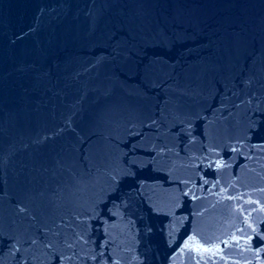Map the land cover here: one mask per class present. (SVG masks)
I'll return each instance as SVG.
<instances>
[{
	"label": "water",
	"instance_id": "95a60500",
	"mask_svg": "<svg viewBox=\"0 0 264 264\" xmlns=\"http://www.w3.org/2000/svg\"><path fill=\"white\" fill-rule=\"evenodd\" d=\"M0 264H264V0H0Z\"/></svg>",
	"mask_w": 264,
	"mask_h": 264
}]
</instances>
